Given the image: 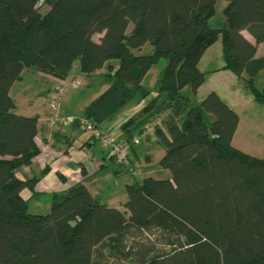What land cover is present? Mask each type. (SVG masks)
<instances>
[{
    "label": "trees",
    "instance_id": "trees-1",
    "mask_svg": "<svg viewBox=\"0 0 264 264\" xmlns=\"http://www.w3.org/2000/svg\"><path fill=\"white\" fill-rule=\"evenodd\" d=\"M218 1L0 0V264H264V156L233 146L240 116L217 92L194 106L183 94L187 87L197 94L206 83L200 61L222 37L219 70L244 78L254 101L264 104V90L255 85L264 70V56L257 55L264 0H228L225 26L214 28L209 21ZM148 43L153 54L133 53ZM163 59L156 88H145L148 72ZM76 63L87 75L109 64L114 79L74 120L75 128L84 127L82 119L95 127L78 150L94 148L108 134L105 124L148 100L121 126L118 142L129 145L127 157L110 150L100 169H112L121 186L129 176L127 200L122 208L100 203L96 195L104 191L95 194L75 181L45 193L49 213L32 214L23 193L37 196L41 177L24 171L42 153L39 116L18 114L10 92L26 70L65 81ZM59 86L67 88L56 86V94ZM65 124L64 118L50 126ZM149 130L164 152L159 167L169 176L139 180L132 153ZM42 144L51 161L52 143ZM154 232L170 250L146 243L137 249L131 242Z\"/></svg>",
    "mask_w": 264,
    "mask_h": 264
},
{
    "label": "rangeland",
    "instance_id": "rangeland-1",
    "mask_svg": "<svg viewBox=\"0 0 264 264\" xmlns=\"http://www.w3.org/2000/svg\"><path fill=\"white\" fill-rule=\"evenodd\" d=\"M228 0H219L216 4V14L213 18L210 19L209 23L214 28H221L225 26V18L223 10L227 5ZM45 9L44 11H46ZM100 36H96L95 39L98 41ZM223 38L220 37L218 41L210 48V50L205 55L203 62L201 64V70L204 72L208 70L209 66L215 64L217 61H222L223 57ZM154 47L151 44H146L141 50H133L135 55H149L153 54ZM259 56L264 55V42L260 43L259 47ZM111 64L117 67L119 61H112ZM167 61L160 60L158 64L154 65L147 76L143 81V86L147 89L154 90L157 86L161 74L166 67ZM35 76L26 75L22 81L18 82L13 89L12 97L14 100L20 101V107L17 110L18 114L26 116H40L51 119L55 116V113L51 109V103L54 100L56 95V84H59V80L53 78L47 74L34 72ZM112 71H110L109 64H107L102 70L97 71L94 74H83L80 71V64L76 63L74 65L73 71L70 75L69 81L66 83L67 90L62 95L60 102V116L66 119V124L64 127V133L68 136H72L77 141L81 137V140H88L95 133L94 131H89L85 127L75 128L73 126L74 120L78 117H81L83 111L87 104L97 98L102 94L108 86L113 82V77L110 76ZM228 74L223 73H213L207 75L206 83L200 88L197 94H193L192 90L187 87L183 90V94L191 98V105H199L207 95L215 91L217 92L230 106L233 105L235 108H232L240 116V125L236 134L233 138V146L237 149L248 153L252 156L262 158L264 156V104H260L254 101L252 93L250 91L249 85L244 78H239L233 72H229L231 75L229 78L226 76ZM38 78V81L35 79ZM46 77L51 79V84L45 83L44 78ZM80 81V86L77 90H74L70 87L69 84L76 83ZM60 85V84H59ZM255 85L261 91L264 90V71L259 74V78L256 77ZM58 86V85H57ZM21 92L22 97H19V92ZM40 93V94H39ZM20 98V99H19ZM151 98H149L150 100ZM148 100H146L147 103ZM231 103V104H230ZM140 104L132 105L129 107L130 114L134 111H138ZM145 105V104H144ZM135 115V114H134ZM121 116V115H120ZM106 130V129H105ZM107 133V130H106ZM108 135L112 136L117 141L123 139H117L115 135H111L108 132ZM148 140L144 141V146L148 150L149 160L145 159L143 153H141V158L139 163L134 162L133 166L136 170H139L142 175H140L139 180L143 176H153L155 178H162L163 172L158 165V159L161 158L162 151L158 146L152 145L150 139L156 140L155 133L153 130H149L145 136ZM137 146L141 145L136 144ZM90 154H95L96 157L102 158L103 154L106 156L110 149L104 148L103 140L97 142L96 146L92 148ZM150 162L151 165L148 167L147 163ZM110 163V162H109ZM107 170V171H111ZM163 170V169H162ZM124 172L127 171V168L123 169ZM127 175V174H126ZM123 184L130 183L131 179L129 176L122 178ZM122 187V186H121ZM97 200L100 203L105 201V194L100 196L96 195ZM28 205L29 211L32 214H47L50 211L51 199L49 194L40 195L39 198H29ZM122 199L121 201H118ZM118 200H116L115 206L121 208L124 206L127 196L126 192L120 191L118 188ZM110 202V201H107ZM155 235L151 233H145L139 237L137 240H131L133 243H137V249L143 248L146 244H149V247L155 248H164V250H170L169 246H165L162 238L158 237V234L154 232ZM146 243V244H145ZM144 244V245H143ZM141 248V249H142ZM140 249V250H141ZM113 262V261H112ZM121 264H128V262H122Z\"/></svg>",
    "mask_w": 264,
    "mask_h": 264
},
{
    "label": "crops",
    "instance_id": "crops-1",
    "mask_svg": "<svg viewBox=\"0 0 264 264\" xmlns=\"http://www.w3.org/2000/svg\"><path fill=\"white\" fill-rule=\"evenodd\" d=\"M243 34L250 42L252 43L256 42L254 36L251 33H249L248 30H244ZM257 47H258L257 55L259 56L258 53H259L260 44H258ZM210 48L207 50V52L210 50ZM207 52L204 54L203 58L200 61V65H199L200 67H201L203 59L205 55L207 54ZM260 56H264V55H260ZM224 63H225L224 58L222 57V61H217L215 64L209 66V68H207L208 70L204 72L207 73V75L213 74V73L217 74L220 72L223 74H228L226 76L231 78L230 77L231 75H229V72L231 71L219 70L224 66ZM27 74L31 76H35L34 75L35 73L32 70H26L24 72V76H26ZM42 78H44L45 83H48L49 85L52 83L51 79L46 78V77H42ZM257 78H259V76ZM35 79L38 81L37 77H35ZM69 79H70V76L65 81H59L58 83L66 84L69 81ZM77 81L80 83L79 80ZM18 82H16L13 86L10 92L11 96H12L13 89L15 88ZM74 83L75 82L73 81V83L69 85L72 89L77 90L80 85L75 86ZM59 84H56V86ZM19 97H22L21 92H19ZM15 102L19 109L20 103H22V100L20 99L19 103L16 100ZM144 104H146V100L143 101L139 105L138 111H134L133 113L130 114V112L128 111L129 109L126 110L123 114H121V116L117 118L115 122L108 124V125L105 124L104 129L110 132L111 135H115L117 139H124V135L122 134V131H121V126L128 119L134 116V114L139 112L145 106ZM231 106L236 109V107H234L233 105ZM49 120L50 119H47L46 117L40 118L39 116L38 142L39 144H41L44 142V140H46L52 143L53 146H52L51 157H50L51 161H49L50 163H47L46 165L45 164L40 165L35 162V164L29 167L27 172L24 171L27 174V176H30V177L37 176V177H41V179L34 190L37 196H34L30 190H25L23 194L26 197H29L31 199L39 198L40 195H43L47 192L63 191L68 187L70 183H73L75 181H84V183L91 189L93 193L98 194L100 191L101 192L104 191L106 193L105 201H110L107 203L110 206H115L114 203H116V200H118V188L120 187V191L123 192L125 184H123L121 187V183L117 181L116 179H114V172L111 173L110 171L105 172L104 170H100L101 167L105 165L106 162L108 163L107 155L104 156L103 154L102 158H100V157H96L94 153L90 154L89 151L91 149L88 151L78 150L76 145H80L81 141H83L81 140V137L78 138L76 141L75 138H73L72 136H68L64 133L65 125L52 128L50 126ZM64 136L69 137L70 143L67 142L68 140L64 139ZM61 138H63V140ZM147 138L143 137L141 140V145L140 146L136 145L135 152L132 153V159L134 162L137 161V164L139 163L140 157H142L143 155L145 159H148V160L150 159L148 157L149 154H147L148 150L144 146L145 144L144 141L146 140L149 141V139ZM150 141L152 145L158 146L159 149L162 151V154H161V158H162L164 156V152H163L162 147L160 146L158 139L156 140L150 139ZM141 153H143L142 156H141ZM161 158L158 159V165H159ZM150 165L151 163L148 162L147 166L149 167ZM47 167H49V171L45 173L44 170ZM160 172H163V175L166 177L169 176V172L167 170L161 169ZM121 200L122 199H119L118 201H121ZM115 207H118V206H115Z\"/></svg>",
    "mask_w": 264,
    "mask_h": 264
},
{
    "label": "built area",
    "instance_id": "built-area-1",
    "mask_svg": "<svg viewBox=\"0 0 264 264\" xmlns=\"http://www.w3.org/2000/svg\"><path fill=\"white\" fill-rule=\"evenodd\" d=\"M75 86H79L80 83L76 82L74 83ZM66 88L65 86H59L57 88V94L54 97L53 102L51 103V109L55 113V117L50 120L51 125H55L58 121L62 122L64 120L63 117L60 116V108H61V102L60 99L62 95L65 93ZM81 124L89 131H94L95 127L93 124H91L89 121L82 119ZM103 146L104 148H108L111 150V152L118 158V159H125L128 155V151L130 149L129 145L125 142H118L114 138L110 137L108 134L103 135ZM40 147L42 148V153L39 157L36 159V163L40 165H46L47 163H50L48 159V149L45 147L42 143L40 144Z\"/></svg>",
    "mask_w": 264,
    "mask_h": 264
}]
</instances>
